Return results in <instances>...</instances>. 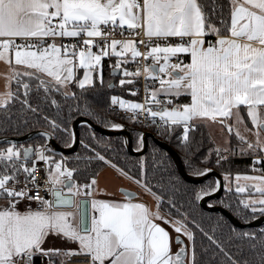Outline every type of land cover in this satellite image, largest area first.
I'll use <instances>...</instances> for the list:
<instances>
[{"label": "snow or ice", "instance_id": "snow-or-ice-1", "mask_svg": "<svg viewBox=\"0 0 264 264\" xmlns=\"http://www.w3.org/2000/svg\"><path fill=\"white\" fill-rule=\"evenodd\" d=\"M125 26L132 38H111L117 29L123 34ZM141 33L145 39H137ZM113 57L110 75H120L121 88L144 77L142 102L110 97L112 106L131 113L127 117L131 122L147 120L169 138L180 128V146L194 157L203 141L194 142L190 133L216 124L228 135L221 143L209 136L215 146L207 149L200 163L222 168L233 156L251 157L248 172L225 169L207 186L186 189L190 203L202 202L223 188L240 196L235 206L229 203L226 208L235 207L241 225L264 219V0H0V61L9 68L5 91L0 93V122L11 127L15 116L19 128L36 117L50 129L38 133L45 138L43 144L0 141L7 145L0 147V264H36L37 259L40 264H202L194 228L214 246L209 264H217L218 254L224 257L219 264H264V224L255 229L233 224L225 242L204 232L189 213L176 208L174 199L169 208L179 218L161 214L163 197L152 192L155 185L146 180L144 157L138 161L136 183L152 192L155 211L134 201L135 193L127 189H121L124 200L97 198L95 176L84 183L75 179L80 169L69 167L73 162L111 163L97 148L111 149L112 140L97 135L94 125L113 131L124 127L99 116L89 100L96 85L105 84L103 60ZM141 59L142 67L129 70V63L139 64ZM73 87L79 91L70 90ZM107 87L114 85L109 82ZM139 91L129 88L128 94L135 97ZM34 92L43 106L31 102ZM183 96L189 100L177 103ZM17 105L18 113L13 111ZM48 106L55 108L54 115L44 111ZM241 107L251 124L245 129L254 139L229 122L232 118L235 125L244 122ZM77 121L85 134L79 140ZM58 135L62 148L71 152L78 142L91 155L58 151L51 145ZM121 143L130 142L125 138ZM144 148L145 133L139 132L133 151ZM38 164L43 165L44 179L37 176ZM211 172L205 167L190 175L199 178ZM41 184L52 199L39 194ZM73 207V212L60 210ZM163 224L177 235L173 238ZM50 239L75 247L47 246ZM173 242L180 245L175 252ZM226 245H233L240 255ZM245 252L252 259L244 258ZM202 254L208 255L209 249Z\"/></svg>", "mask_w": 264, "mask_h": 264}, {"label": "trees", "instance_id": "trees-1", "mask_svg": "<svg viewBox=\"0 0 264 264\" xmlns=\"http://www.w3.org/2000/svg\"><path fill=\"white\" fill-rule=\"evenodd\" d=\"M208 38L212 39L211 36ZM113 61V58L111 60L107 58L103 60V73L105 84L103 87L97 84L96 88L92 90L89 96V100L90 102H92V108L96 113L99 114V116L106 118L108 121L120 123L124 126V128L129 132L132 149L135 148V137L139 132H150L155 138L169 145L177 153L182 162L185 172H187L189 175L193 171L202 170L205 167L212 168V170L217 171L219 174L222 173L225 169H230L233 174H235L236 172L244 173L249 171L251 157L233 156L231 158V164L224 165V167L222 168L216 167L214 163L204 164L199 162L200 158L207 152V149L215 146L212 142L209 141L208 137L210 136V134L205 126H201L197 131L190 133V137L194 138V142L201 140L203 141V147L200 148L199 153L194 157L191 153H188L186 149L180 146V142L178 140V136L181 134L182 131L180 128H177L174 134L169 138L159 134L156 127L152 126L150 123L141 126L129 121L126 118L116 117L112 113L108 112L107 108L110 105V97L112 95H118L123 98L133 97L128 94V89L132 88L133 85H128L124 88H121L118 83L119 79L121 78L120 75H110L111 69L109 68V65L113 64ZM109 82L114 85L112 89H108L107 87V84ZM15 87L16 85H13V90L15 89ZM70 90L79 91L75 87ZM56 98L58 100L61 99L59 96H57ZM93 98H95V102L93 101ZM30 99L33 105L40 103L43 106L44 104L42 100L38 99V96L35 92L32 94ZM187 101L188 97L183 96L177 101V103H185ZM18 110L19 106L17 105L16 108L13 109V111L18 113ZM44 111L52 115L55 114V108L51 106L45 107ZM93 119H95V117H93ZM95 125L105 128L101 124ZM35 130L50 131L48 125L43 120H39L36 117L30 118L26 125L21 126L19 128H17L16 126L15 116L13 117L11 127H7L5 124L0 122V137H20ZM77 131L79 140V138H81L85 134L81 131L79 125L77 127ZM96 133L97 135H101V133L97 131ZM102 135L105 138H111L112 148L109 150L97 148V151H100L102 155H105L106 160L111 161V163H105L99 160H91L90 162L81 161L79 164L73 162L69 165V167H77L80 169L78 174L75 176L76 180L81 183H84L87 182V180L90 179L92 176H95V178H97V176L103 170L107 169L108 166L113 167V165H116L115 168L117 169L123 168L124 172L127 173L128 177H131V179L133 180H137L138 178H140L138 161L140 157H144L147 167L146 180L150 185H155V187H153L152 189V192H155L163 197V203L160 204L161 210L168 215L170 214V216L172 217L179 218L177 216L176 210L169 208V200L174 199L176 201V208L180 209V211L182 212L189 213V219L195 220V222L200 225L204 232H207L209 235L214 234L217 239L224 240L226 242L228 236V229L233 225V223L221 212L205 209L200 205L199 202L190 203L191 194L189 191H186V189L190 190L193 187L199 188L200 186H207L216 179L214 176H209L200 182L187 181L179 172L173 156L169 152L158 146L151 138H148L147 146L143 151L133 154L130 153L126 146L121 143V141L125 139L123 135ZM54 140L60 147H62L59 135ZM231 141L233 145L237 144L234 135L231 137ZM44 142L45 139L43 137H37L27 142L25 146L29 144H43ZM5 145L6 144H0V147H3ZM157 148H159L158 153L155 152V149ZM77 153H81L85 156L91 155V153L85 152L79 143H77L76 148L72 152L67 153L65 155L74 156ZM212 159L214 161L215 156H213ZM171 181H175V183L173 184L171 183ZM222 198L224 201L223 205L220 203ZM239 199L240 196L238 194H235L234 192L226 193L223 190L219 196L210 198L207 204L215 203V205L226 209L234 217H236L234 214L236 211L235 207L227 209L226 205L231 203L233 206H235ZM181 205H183V207H181ZM188 226L190 228L192 227L191 224H189ZM256 227L251 228L255 229ZM214 229L215 232L213 233ZM193 231L195 232L196 236L197 258L202 262V264H209V256H211L212 252L214 251V246L199 229L194 228ZM226 246L230 248L231 252L235 256L240 255L233 245ZM205 248L209 249L208 255L202 254V250ZM244 258L252 259V254L245 252ZM223 260L224 257L222 256V254H218L217 264H219V262Z\"/></svg>", "mask_w": 264, "mask_h": 264}, {"label": "crops", "instance_id": "crops-1", "mask_svg": "<svg viewBox=\"0 0 264 264\" xmlns=\"http://www.w3.org/2000/svg\"><path fill=\"white\" fill-rule=\"evenodd\" d=\"M212 39H214V37H212ZM113 60H114L113 61V64H114L115 58H113ZM184 60H185V62H187L188 57L185 56ZM81 70L82 69H78V74L81 73ZM8 71H9V68H8L7 63L4 61H0V93L5 91V77L8 73ZM13 85H15V83H12L11 87H13ZM125 99H135V98L131 97V98H125ZM188 100H189V97H188ZM241 116L243 117V121H244L243 123H240L239 125H235L234 118L230 119L229 122L233 123L234 126H236V127H239L241 124H243V125H247V127L250 128L251 124H250V121L248 120V117L246 115V109H244L243 107H241ZM205 127H206L207 131L209 132L210 136L213 138V140L216 141V143H221L223 140V137L228 135L226 131L224 133L221 132L219 125L211 124V125H207ZM218 140H221V141H218ZM234 157H241V156L236 155ZM112 169H113L112 171H109L107 173H106V169H105L97 176V178H96L97 187L95 188V191L97 193V198L124 200V199H126V197L119 192V189L120 188H126V189H129V190L136 192V196H137V194L140 195L141 198L135 197V199H133L134 201L145 202L147 205H149L153 209V211L157 210L156 202H154V199L152 198L153 196H151L153 194L150 195V194H146V192H144V191H141L139 187L135 186L133 179H130L127 175H124V174H123L124 176L120 175V174L118 175L117 172H114V169H117L115 167H113ZM254 174H258V173H254ZM104 176L107 177V178H105L106 184H109L110 186H105L103 184ZM147 199H149V200H147ZM60 210L73 212L76 209L73 207V208H61ZM159 211L161 212V214L166 215L161 211L160 208H159ZM157 222H160V221H157ZM162 226H165V228L170 232V234L172 236H174L176 234L173 231V229L171 227H169L168 224H163ZM177 249H178L177 247L175 248L172 245L173 252H175Z\"/></svg>", "mask_w": 264, "mask_h": 264}, {"label": "water", "instance_id": "water-1", "mask_svg": "<svg viewBox=\"0 0 264 264\" xmlns=\"http://www.w3.org/2000/svg\"><path fill=\"white\" fill-rule=\"evenodd\" d=\"M116 75H118V74H116ZM86 119H87V118H86ZM78 125H79L78 121L74 123V127L76 128V132H77V140H78V131H77V127H78ZM94 126H95V131H97V132H99V133H101V134H104V135H110V134H121V135H123V136H124L125 138H127L128 141L130 142L129 145L126 146V148L128 149V151H129L130 153H133V154L138 153V152H136V151H133L132 146H131V138H130L129 132H128L125 128H123V130H120V131H113V130H110V129H108V128H102V127H99V126H97V125H94ZM39 132H43V130H35V131H32V132H30V133H28V134H25V135H23V136H20V137H0V141H3L4 138H8L9 140H14V141H16L17 143H23V144H26L27 142L33 140L34 138L42 137V136L38 135ZM144 133H145V148H146V146H147L148 138H151V139H152V140H153L158 146H160L162 149H164V150H166L167 152H169V153L173 156V158H174V160H175V163H176V165H177V167H178L179 172H180L181 175L184 177V179H186L187 181H190V182H200V181H202L203 179H205V178H207V177H209V176H214L215 178H217V176L219 175V173H218L217 171H215V170H212V172L209 173L207 176L199 177V178L194 177V176H192V175H189L187 172H185V170H184V168H183V165H182V162H181L179 156L177 155V153H176V152H175V151H174L169 145H167V144L161 142L160 140H158L157 138H155V137L153 136V134L150 133V132H144ZM43 138H44V137H43ZM44 139H45V138H44ZM77 143H78V142H77ZM77 143H76V145L74 146L73 150L76 148ZM0 144H3V143H0ZM51 145H52V147L56 148L58 151H63L65 154L70 153L67 149H64V148L60 147V146L55 142V140H52V141H51ZM145 148H144V149H145ZM144 149H143V150H144ZM73 150H72V151H73ZM143 150H142V151H143ZM72 151H71V152H72ZM140 152H141V151H140ZM221 179H222V177H221ZM121 189H126V188H120V189H119V192H120L122 195H124V192H122ZM127 190H129V189H127ZM129 191H132V190H129ZM222 191H223V188H222L217 194H215V195H213V196H211V197H208L207 199L203 200L202 202H199L200 205H201L202 207H204L205 209L213 210V211H218V212L223 213V214H224V215H225V216H226V217H227V218H228L233 224H235L237 227H256V226H258V225L264 223V219H261V220L256 221L254 224H252V225H250V226L241 225V224H240V221L237 220L236 217H234V216H233L230 212H228L226 209H224V208H222V207H220V206H217V205H215V207L209 208V207L207 206V205H208V204H207L208 200H209L210 198H213V197H217V196H219V195L222 193ZM132 192H134V191H132ZM134 193H135V195H136V192H134ZM135 195H134V196H135ZM124 196H125V195H124ZM134 196H133V197H134ZM133 197H132V198H133ZM51 199H52V197H51Z\"/></svg>", "mask_w": 264, "mask_h": 264}, {"label": "built area", "instance_id": "built-area-1", "mask_svg": "<svg viewBox=\"0 0 264 264\" xmlns=\"http://www.w3.org/2000/svg\"><path fill=\"white\" fill-rule=\"evenodd\" d=\"M111 38L121 39V40H122V39H129V38H132V37L130 36V34H129L128 31L126 30V26H125V31L123 32V34H121L120 30L117 29V30L112 34V37H111ZM81 39H83V37H81ZM137 39H145V38L143 37V34L141 33V35H140L139 37H137ZM58 42H60V41L58 40ZM64 42L71 43L72 41H71V40H65ZM138 47H139L140 51H142V52L146 50L143 44L138 45ZM113 58H115V57H113ZM144 63H145V61L141 59V60L139 61V64L133 62V63H129V64L127 65V67L129 68V70L134 71L138 66H139V67H142ZM147 63H151V60L147 61ZM144 82H145V81H144V77L141 76V77L138 79V83H137L136 85H133V87H132V88H134V87H138V88L140 89V91H139V95L134 97L135 100L140 101V102H142L143 99H144V90H143ZM107 111L110 112V113H112V114L115 115L116 117H123V118H126V119H128L127 117H129V116L131 115L130 112H125L124 110L119 109V106H118V105H116V106H112V105L110 104V105L108 106V108H107ZM141 118H143V114H141ZM128 120L131 121L130 119H128ZM149 123H150L149 121L144 120L143 123L138 124V125L144 126V125H147V124H149ZM136 124H137V123H136ZM41 167H43L42 164H38V165H37V176L40 177L41 179H44L42 173L40 172V168H41ZM44 187H46V185L41 184V191H40L39 194H40L41 196H45L46 199H51V196L48 195V194H46L45 191L43 190ZM25 206H26V202H22V203L20 204V207H23V208H24ZM32 207L35 208L36 205L33 204ZM36 264H40V260H39V259L36 260Z\"/></svg>", "mask_w": 264, "mask_h": 264}, {"label": "rangeland", "instance_id": "rangeland-1", "mask_svg": "<svg viewBox=\"0 0 264 264\" xmlns=\"http://www.w3.org/2000/svg\"><path fill=\"white\" fill-rule=\"evenodd\" d=\"M82 74H83V70H81V73L79 74V75H81L82 76ZM124 128V127H123ZM239 130L241 131V133L242 134H244V135H246L250 140L251 139H254V137H252V135H251V133H249V132H247L246 131V129H245V125H243V124H241L239 127ZM218 141H221V140H218ZM7 145H5V146H3V147H6ZM34 158V157H33ZM113 167H111V166H108L107 167V169H106V173L107 172H109V171H112L113 169H112ZM114 172H117L118 173V175L120 174V175H123V173H121L120 171H119V169H114ZM252 174H254V173H252ZM106 176V175H105ZM104 176V179H103V184L105 185V186H110L109 184H106V182H105V178H107V177H105ZM124 176V175H123ZM134 181V184H135V186H137V187H139L140 188V190L141 191H144V192H146V194H152V192H148L146 189H144L141 185H139V184H137L136 183V180H133ZM96 187H97V185H96ZM151 196H153V195H151ZM135 197L136 198H141L140 197V195L139 194H137V196L135 195L132 199H135ZM153 199H154V202H156V205H157V201H156V199H155V197L153 196L152 197ZM147 200H149V199H147ZM149 202V201H148ZM21 209H23V207H20ZM159 208H160V205H159ZM161 209V208H160ZM162 211V210H161ZM163 212V211H162ZM164 214H166L165 212H163ZM166 216H169L168 214H166ZM170 218H175V217H172V216H170ZM178 219V218H177ZM165 227V226H164ZM177 234H175L174 236H173V238L176 236ZM182 239H184V242H185V244H187L188 243V240H187V238L186 237H181ZM47 246H61V247H75V245L74 244H68V245H64L60 240H58V239H50L49 240V242H48V245ZM173 246L176 248H179L180 247V245H178V244H176L175 242H173Z\"/></svg>", "mask_w": 264, "mask_h": 264}]
</instances>
